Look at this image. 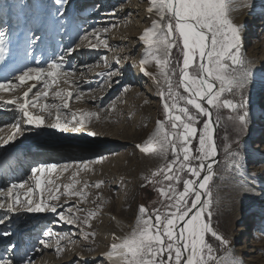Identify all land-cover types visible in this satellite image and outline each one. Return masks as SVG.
Listing matches in <instances>:
<instances>
[{
	"label": "snow or ice",
	"instance_id": "obj_1",
	"mask_svg": "<svg viewBox=\"0 0 264 264\" xmlns=\"http://www.w3.org/2000/svg\"><path fill=\"white\" fill-rule=\"evenodd\" d=\"M52 3L56 7H51L48 0H13L10 7L0 9L23 32L24 48L22 57L12 56L10 59L9 30L0 28V64L7 62L10 69L0 82V92L9 93L10 98L0 107L12 108L16 117L11 122L15 131L6 138L0 137V172L3 173L0 179L5 181L9 172L18 171L10 158L13 151H18L15 144L18 136L27 138V133L38 136L46 128L68 131L71 127L75 132L99 117L97 112L72 110L69 102L79 100L84 90L77 87L75 92L67 91L59 88V84L61 81L68 83L67 78L77 72L75 60L84 54L81 50H110L108 40L101 37L117 26V22L109 20L103 27L93 25L85 30L80 14L65 15L69 0H52ZM242 8H250V14L264 19V0H260L259 5L248 0H149L146 11L154 18L138 37L145 46L142 58L138 65L133 61L131 66H138L141 73L160 89L164 119L157 121L155 132L136 148L165 161L143 177L145 186L161 185L156 191L163 199L151 210L140 205L133 230L122 237L113 236L110 250L103 254L111 264H244L236 255L219 259L216 255L218 247L230 249L231 240L215 226L210 187L216 176L214 168L219 163L221 149L216 128L221 123L222 110L227 109V121L234 135L222 147L240 177L236 186L241 193L261 194L264 198V174L247 170L242 147V138L252 124L248 93L256 74L253 62L243 50L244 27L235 22L232 15ZM110 15H115V9ZM65 36L69 38L67 44L63 43ZM36 47L52 55L45 64L36 58V66H29L24 62L29 50L34 51ZM101 59L108 71L98 74V78L101 85H110L114 77L122 74L118 67H112L113 63L119 65L120 58L109 61L107 55H103ZM22 63L24 67L19 68ZM85 68L87 65L81 61V77ZM17 71L18 75L15 74ZM177 75L179 79L174 81ZM29 81L33 83L28 84ZM24 85L26 90L22 87ZM17 89L22 91V97ZM50 93L59 103L41 102ZM110 107L115 108L114 101H110ZM32 109H39V113ZM6 126L0 125V131ZM88 135L96 133L88 132ZM9 144L11 149L6 147ZM259 151L264 158V149ZM169 153L173 157L171 160L168 159ZM103 159L99 156L92 161L77 162V171L79 168L88 169L90 163ZM58 167L67 171L70 165L35 163L24 179L7 182L0 190V239H8L4 254H0V264H36V253L50 248L60 253L61 241L70 240L69 233L53 232L49 228L35 245L20 249L12 239V225L13 218L22 219L24 213L52 214L53 223L76 226L84 240L94 235L85 231L83 225L91 227L90 221L98 211L79 207L87 199L88 192L84 189L90 185L85 183L83 189H77L79 181L74 179L64 184L61 192L60 185L46 179ZM103 183L99 181L93 187L99 189ZM34 192H38V198H34ZM60 196L67 199L62 204L51 203L59 201ZM73 197L79 199L70 203ZM73 207L86 215L83 218L76 215ZM253 235L255 238L264 237V212L253 224ZM214 242L218 243L214 245ZM81 264H87V261Z\"/></svg>",
	"mask_w": 264,
	"mask_h": 264
},
{
	"label": "rangeland",
	"instance_id": "obj_2",
	"mask_svg": "<svg viewBox=\"0 0 264 264\" xmlns=\"http://www.w3.org/2000/svg\"><path fill=\"white\" fill-rule=\"evenodd\" d=\"M248 2L250 3V0ZM12 3L13 0H0V9L10 7ZM48 3L51 7H56L52 0H48ZM135 3H145L149 6V0H69L65 15L70 13L80 14L82 27L85 30L93 25L103 27L109 20L117 22V26L112 27L107 34H102L101 37L108 40L110 50L100 49L91 52L81 50L84 54L78 56L75 60L77 72L67 78L68 83L61 81L59 84V88L67 91L75 92L77 87L84 90V95L79 100L69 102L72 110L81 111L82 109L83 112H97L99 117L93 118L91 123L86 124L84 129L75 132L71 130V127L68 131L46 128L38 136L35 133H27V138L18 136L15 141L18 151H13L10 157L15 162L13 167L18 168V171L15 173L9 172L6 181L0 179V190H2L7 182H18L24 179L28 175V169L35 163L46 162L70 165L67 171H62L58 167L46 177V179H51L55 185H60L61 192H63L62 186L74 179L79 181L76 185L77 189H83L85 183L90 185L88 189H84L88 192L87 199L79 205L81 209L98 211V215L90 221L91 227L83 225L85 231L94 233L88 240L83 239L76 226L62 222L53 223L54 217L52 214L24 213L22 219L13 218L12 239L17 242L18 247L22 250L35 245L36 241L42 238V234L49 228L53 232H67L70 234V240L61 241L62 251L60 253L51 248L36 253V264H81L83 261H87V264H102V261L103 264H111V262L106 261L103 254L110 250L115 228L111 221H108L107 224L104 220L106 215L120 216L126 220V225L122 229L123 236H125L133 230L132 224L139 216L138 209L140 205L143 204L151 210L157 207L159 201L163 199L156 191V188L161 185L158 184L154 187L147 184L145 186L146 182L143 177L155 171L157 167L162 166L165 161L154 158L150 154L141 153L136 148L137 144H143L149 139L157 121L164 119L162 114L163 105L159 96L160 89L153 80L144 75L139 79L138 69L131 66L132 64L122 82L117 80L119 78L117 77L113 78L110 85L108 83L101 85L98 78V74L108 71L101 59L103 55H107L109 61H113L115 58L114 52L121 50L125 58L129 54L132 59L140 60L142 58L145 46L142 42L133 46L131 39L143 32L138 25L139 23H147L150 26L151 19L154 17L147 16L145 18L140 16L139 12L133 9ZM97 5H99V8L96 7ZM125 7L126 11L121 16L119 10ZM113 9H115L114 16L110 15ZM235 13L233 12L232 15L235 22H237L234 16ZM250 13L251 10L245 8V19L242 22L243 25L240 24L245 30L243 33V50L247 58L252 62H257V65L252 64L256 74L248 93L252 124L248 133L242 138V147L247 170L261 175L264 174V158H261L260 154H253V151L256 150L260 153L259 150L264 149V19H261L257 14ZM136 20H139L138 24ZM5 27L8 28L10 36L8 45L10 59L12 56L22 57L24 55V48L22 47L23 32L17 28L10 16L6 18L0 12V28ZM17 32H19V35H17ZM127 36L128 38H126ZM68 42L69 38L65 36L63 43L67 44ZM92 42L95 43L96 41L93 39ZM58 52L59 48L57 49ZM173 54H176L175 49H173ZM27 55L28 59L24 63L29 66H36V58H39L41 64H45L52 53L41 51L39 47H36L34 51L29 50ZM81 61L87 65V68L83 69L84 75L82 77L79 74ZM24 63L18 65V67L23 68ZM112 67H118L123 71L121 60L119 65L113 63ZM9 71L7 62L0 64V82ZM134 73L137 76L133 80ZM15 74L18 75L19 72L17 71ZM173 79L178 81L179 76L177 75ZM13 82L19 83L18 81ZM27 83L30 84L33 81ZM126 85L129 87L124 90ZM22 87L26 90V85ZM162 87H166V85H162ZM88 89H92V91L89 92ZM35 90L33 89V91ZM55 90L54 87L53 91ZM17 91L20 92L22 97V91L20 89H17ZM180 91L183 94L182 88H180ZM0 97L4 98L0 100V106H2L10 98V94L0 92ZM29 98H32L31 93ZM110 101H114V109L110 107ZM41 102L59 103L51 93L47 99ZM32 111L39 113V109H32ZM260 112L263 116L259 115ZM228 115L227 109L222 110V120L216 128L218 144L221 149L218 157L219 163L214 168L216 176H214L210 187L213 192L215 226L231 240V248L225 250L218 247L216 255L219 259L232 254L242 258L244 264H264V237L255 238L253 235V224L258 220L260 213L264 212V198L260 196L252 210L246 212L238 220H234L238 207L232 204L234 198L224 193L222 191L223 187H221L222 178L226 174L231 160L223 152L222 146L234 135V130L230 126V122L227 121ZM213 117L215 118L214 109ZM15 118L12 108L0 107V125H7L0 131V137L6 138L15 131L11 127V122ZM101 125L106 126V128L101 130L100 128H104ZM108 128L121 130V134L124 136L106 137L109 138L106 140L104 138L99 139L101 134L109 133L106 132ZM88 132H94L96 135H88ZM0 143H2V140H0ZM6 147L11 149L12 145L9 144ZM245 148L253 150L250 155L245 153ZM99 156H107L108 160L95 161L89 164L88 169L79 168V171H77V162L92 161ZM117 156H120V159ZM112 157H116L118 160L113 161L111 160ZM172 158L171 153H169L168 159L171 160ZM2 176L3 173L0 172V177ZM185 176H187L186 173ZM128 178L132 180L133 187H121L119 181ZM99 181L104 182L101 187L99 189L93 187ZM182 187L183 183L180 185V190H182ZM46 196L47 192H45ZM34 198H38V192H34ZM120 198L126 199L127 202L118 201ZM65 199L67 197L60 196L59 201H51V203L62 204ZM78 199V197H73L70 203H74ZM236 202L240 205L239 200H236ZM73 213L81 218L86 215V212H77L75 207H73ZM7 243V238L0 239V254H4ZM217 243L214 242V245ZM92 256H94L92 261L87 259Z\"/></svg>",
	"mask_w": 264,
	"mask_h": 264
},
{
	"label": "bare ground",
	"instance_id": "obj_3",
	"mask_svg": "<svg viewBox=\"0 0 264 264\" xmlns=\"http://www.w3.org/2000/svg\"><path fill=\"white\" fill-rule=\"evenodd\" d=\"M256 1H258V2L256 3ZM250 3L251 4L259 5L260 0H250ZM147 7H148V5L145 4V3H141V4L140 3H135L133 5L134 11L139 12V15L142 16V17H145V18L148 16L147 11H146L147 10ZM124 11H126V7L123 8V9H121V10H119V13L121 14V16L123 15L122 13ZM234 16H235V19H237V23L238 24H242L243 20L245 19V8H242L239 11H237L234 14ZM136 21H137V24H138V21L139 20H136ZM138 25H139L140 29L143 30V31H144L145 28L149 27L147 25V23L146 24L145 23H139ZM142 33L139 34V35H135V37L133 39H131V43H132L133 46H136V45H138V43L141 42V41L138 40V37L140 35H142ZM126 38H128V36ZM125 41H127V40H125ZM114 54H115V58L116 57H119L120 58L121 64L123 65V67H122V70L123 71H121V73H122L121 76H119V78H117V77H114V78H117V80H120L122 82L123 81V77H125L127 75V73H128L127 71L129 70V68H131L130 65L132 64V62L133 61H136L137 65H138L139 60H136V58H133V59H135V60H133L132 58L129 57L130 54L128 56H126L127 59H125V56H124V54L122 53L121 50L114 52ZM253 65H257V62L254 61L253 62ZM135 67H137V69H138V78L141 79V77L143 76V74L141 73V71H140V69H139L138 66H135ZM150 68H154V66H150ZM136 76H137L136 73H134V76L132 77L133 80L136 78ZM81 112H83L82 109H81ZM262 112H260V114H259L260 116H263ZM101 126L104 127V128H100L101 130H104L106 128V126H104V125H101ZM156 127H157V124L153 127L152 134L155 132ZM106 132H109V133H106L105 135L101 134L99 136V139L104 138V140H106V139H109V138H106V137H117L118 135L124 136L123 134H121V130H114V129H109L108 128L106 130ZM111 140L112 141H116L115 139H111ZM252 151L253 150H251V148H245V153L247 155H250V152H252ZM253 152H254L253 154H255V155L260 154L256 150L253 151ZM103 157H104L105 160H108V157L107 156H103ZM117 157H119V159H120V156H117ZM109 159H110V157H109ZM111 160L117 161L118 158L112 157ZM253 173H256V172H253ZM239 178L240 177L234 172V170L232 168V161L230 160L229 161V166H228V168L226 170V174L222 178L223 183H222V186L221 187H223V190L222 191L224 193H226L227 195H229V196H231V197L234 198V200L232 199L233 200L232 201V204L234 206L238 207L237 210H236L237 212H236V216H235V219L234 220H238L246 212L252 210L254 208L255 204L257 203L258 199H260L259 197L261 196V194L252 195V194L241 193L239 191V189L237 188V186H236L237 185V180ZM113 181H115V180H113ZM119 183L121 184V187H123V188L124 187H130V188L133 187V183H132V180L130 178L125 179V180H121V181H119ZM114 195H116V194H114ZM123 198L118 199V201H121V202L122 201H125V202H127V200L126 199H123ZM236 200H239L240 205L237 204ZM104 220L107 222V224H108V221H111L112 222V224L114 225L113 227L115 228V235L116 236H121V237L123 236V233H122L123 230L122 229L124 228L123 226L126 225V223H125L126 220L124 218H122L120 216H114V215H110L109 216V215H106V217H105ZM136 222H137V219L132 224V227L133 228L135 227ZM93 257L94 256H92L90 258H87V259L90 260V261H92Z\"/></svg>",
	"mask_w": 264,
	"mask_h": 264
},
{
	"label": "water",
	"instance_id": "obj_4",
	"mask_svg": "<svg viewBox=\"0 0 264 264\" xmlns=\"http://www.w3.org/2000/svg\"><path fill=\"white\" fill-rule=\"evenodd\" d=\"M214 118V117H213ZM217 136V135H216Z\"/></svg>",
	"mask_w": 264,
	"mask_h": 264
}]
</instances>
